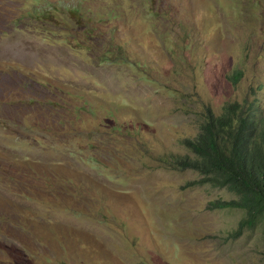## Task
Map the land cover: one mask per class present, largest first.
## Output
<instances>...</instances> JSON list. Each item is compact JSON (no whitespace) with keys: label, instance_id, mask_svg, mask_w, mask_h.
I'll return each mask as SVG.
<instances>
[{"label":"rangeland","instance_id":"rangeland-1","mask_svg":"<svg viewBox=\"0 0 264 264\" xmlns=\"http://www.w3.org/2000/svg\"><path fill=\"white\" fill-rule=\"evenodd\" d=\"M251 87L264 0H0V264H264V223L161 161Z\"/></svg>","mask_w":264,"mask_h":264},{"label":"trees","instance_id":"trees-1","mask_svg":"<svg viewBox=\"0 0 264 264\" xmlns=\"http://www.w3.org/2000/svg\"><path fill=\"white\" fill-rule=\"evenodd\" d=\"M241 75L235 71L232 82ZM250 90L253 98L227 101L218 114L206 106L195 135L181 138L189 154L161 158L173 169L197 171L196 183L234 194L235 198L216 202L217 207L244 212L238 230L264 223V106L256 89Z\"/></svg>","mask_w":264,"mask_h":264}]
</instances>
